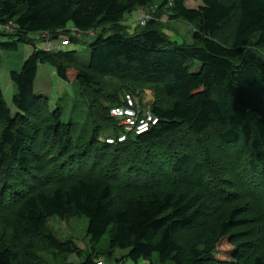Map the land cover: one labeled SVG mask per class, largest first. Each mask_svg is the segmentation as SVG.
<instances>
[{"label":"trees","instance_id":"1","mask_svg":"<svg viewBox=\"0 0 264 264\" xmlns=\"http://www.w3.org/2000/svg\"><path fill=\"white\" fill-rule=\"evenodd\" d=\"M155 1L0 0V70L3 50L16 51L20 42L34 46L22 70L10 73L17 87L15 115L0 89V217L12 218L14 238L13 244L0 246V264H49L38 254L42 243L59 254L82 256L81 262L71 264H98L94 254L84 256L76 245L45 230L47 220L54 216L86 217L93 243L100 244L107 237L110 250L104 252L112 258L115 249L127 251L124 258L132 264L142 260L154 264L155 254L161 263L264 264V209H259V219L251 225L242 201L224 205L221 210L226 212L217 218L219 230L214 233L207 217L212 208L205 195L211 191L218 200L230 194L219 182L216 169L217 146H221L225 151L227 147L241 151L237 156L246 165L243 177L252 186L247 191L253 192L244 196L264 198V110L255 103H263L264 98V0H200L198 7L187 6V0H163L160 9L172 4L171 18L195 27L192 44L177 43L166 35L154 19L156 12H151L153 19L141 26L143 30H124L127 13ZM11 22L15 24L12 31L5 30L3 26ZM45 32L59 43L65 40L60 36H65L70 44L50 51L38 47L39 38L33 35ZM81 35L90 38L85 40L90 48L85 65L79 62L77 50L69 47L82 43ZM45 63L60 79L87 87L96 88L102 77L114 75L161 83L170 103L153 105L151 111L159 121L149 131L129 133L124 142L107 143L105 137L124 131L110 115L112 106L124 102L101 110L106 122L97 124L89 114L96 105L89 101L86 125L91 119L96 123V138L75 140V128L83 126L80 121L65 122L61 109L52 111L51 121L40 118L46 101L35 91V81L39 65ZM214 127L221 130L213 131L204 143L202 136ZM104 128L105 136L99 140L97 132ZM175 133L194 137L204 158L190 164L189 154L178 152L172 176L164 183L135 184L129 177L113 181L108 171L98 170L109 152L104 157L96 155L101 162L89 160L98 145L112 150L135 142H156ZM51 135L52 145L47 141ZM170 143L169 149L175 152ZM53 147L56 156L50 155ZM72 162L71 169H66ZM55 169L67 171L55 175ZM186 170L198 185L179 182ZM201 177L207 179L202 180L207 189L199 186ZM259 184L261 194L256 192ZM242 227L251 230L239 231ZM245 235L255 237L256 245L246 250L245 258H240L243 262L216 258L217 245L224 239ZM182 238L188 239L187 245Z\"/></svg>","mask_w":264,"mask_h":264},{"label":"rangeland","instance_id":"2","mask_svg":"<svg viewBox=\"0 0 264 264\" xmlns=\"http://www.w3.org/2000/svg\"><path fill=\"white\" fill-rule=\"evenodd\" d=\"M162 2L163 0H157L153 2L149 7H141L140 9L133 10L131 13H127L123 22V28H125L124 30L132 33L134 31L138 32L144 29V27H141L138 23V18L140 16L141 10L144 9L152 13H158V15L154 17L158 24V27L161 28V30L166 35L171 37L172 40L177 43L192 44L194 42L193 33L195 29L193 24L171 18L172 4H169L160 9ZM186 4L189 7H198L201 5V1L187 0ZM226 31L228 32L227 29ZM92 32L94 34V31H91V33ZM96 32V34H98V32L100 31ZM33 36H37V38H39L38 47L41 48L48 41V39L50 40V38L48 37L49 35H47L46 33H41V35L35 34ZM60 37V40L67 39V37L65 36ZM80 37L83 41L82 43L69 47L77 50L79 62L85 65L88 62L90 54V48L85 40H88L90 38L82 35ZM1 38H3L4 41L7 40L6 36H1ZM67 41L68 40H66L65 42ZM55 43L59 44L58 41H55ZM33 47L34 46L32 44L20 42L18 50H3L1 53L2 66L0 70V89L4 94L7 104L11 108L12 115H15L18 112V109L13 103V96L17 92V87L11 80L10 73L11 71L22 70L25 60L34 50ZM142 81L144 80L137 79L135 78V76L130 75L126 77L120 75L104 76L101 78L100 86H97L96 88L87 87L79 85L77 82H67L65 80H62L58 77L55 69L50 64H40L35 81V91L39 93V95H41L46 101V106L43 107L44 110L41 113L40 118L43 119L44 117H46L51 121L52 117L50 116V114L53 110L59 108L62 111V119L65 122H73L75 124H78V122L80 121V124L83 126H78L77 128H75V132L73 133L74 139L78 140V138H82L83 142L85 140L91 141L92 136L95 135L94 130L96 128V123L94 125L91 119V124L86 125L87 118L85 114L88 111L87 104L89 101H94V104L96 105V109H94L93 105L91 106L92 110L89 109V114L91 115V117L96 118L95 120L98 121L97 124H103L104 122H106V120L100 116L101 110L103 111V109H108L116 102H121L122 100V102H124L126 94H130V92L133 93L134 95H132L137 99L139 108L144 111H151L153 105L162 104L164 106L165 104V106H167L168 103H170V100L164 94L161 83L152 85L146 82L142 83ZM83 94H87L89 98L87 99V97ZM253 100L255 101L254 98ZM255 103L259 109L264 110V98L263 103H261L260 100H256ZM46 122L47 121H45V123H43L42 125L43 129L45 128L44 124H46ZM220 130V127H214L213 130H208L202 136V140L204 141V143L208 142L209 137L214 133L213 131H215L216 133ZM105 133V128L101 129L99 133L97 132L98 139L100 140V138L104 137ZM169 136L170 135L156 142L148 144L135 142V145H121L115 147L112 150L106 149L103 144L98 145L96 150L98 152H93L91 154L92 157L89 158V160L93 161V159L95 158L97 159V161H100V157L97 158L96 155L98 154L101 157H104L106 153L109 152L108 155H110V157L106 161H104L101 166H99L98 170L108 171L109 174L112 175L111 177L113 181L121 179L120 182H123V180H126V177H129L134 178L135 184H146L156 181L164 183L165 180L169 178V176H172V164L175 160L174 155H176L178 152H185L189 154L191 159L190 164L204 158V155L202 156V148L195 144V138L191 135L185 133H175L172 134V136ZM47 141H49V144L52 145L54 142L53 136L51 135ZM170 142H173V144L175 145V152L169 149L168 144H171ZM168 151H171L173 156H171ZM51 152L52 153H50V155H57L54 147L51 149ZM240 152L241 151L239 148L235 149L233 147H227V150L225 151L221 146H217L216 163L218 164V166H216V169L218 171V176L221 179L219 182L222 183L223 187L227 188L230 194L222 196L221 198H218V200H216L217 197L211 191L207 190V193L205 194L209 196V198L207 199V203L212 208L211 210H209L210 215L208 214L207 217L209 218V220H211V228L214 233L219 230V228H217V218H220L226 212L225 209L221 210L223 209L222 207H224V205L227 206V204L242 201L241 204L247 207L246 217L251 221V225H253L254 222L257 221V219H259V215L257 213L259 212V209H264V198H252L249 200L244 196L245 194L249 195L253 192L247 191L249 187L252 186H249V184L245 182L247 180L250 183V179H245V176L243 177L246 165L241 164V161L237 156V154ZM76 158H80V156H77ZM252 158L254 161H256L255 157ZM74 162H72L71 165H67L66 169L70 170L71 166L74 165ZM66 171L67 170H63L61 172L60 170L55 169L54 173L55 175L60 172L61 174H65ZM76 173L77 172H75V174ZM94 173L99 172L94 171ZM180 177V183L187 182L185 184L192 183L194 185H198V183H196L197 181L194 177L191 176L188 170L183 171ZM203 177L199 178V186L207 185V183L205 184V181L202 182V180L205 179ZM59 178L62 179V177ZM53 184L54 185H51V187L58 185V182ZM212 187L216 188L219 186L216 184H212ZM259 187L263 189V186L259 184L256 187L257 194H261L262 192ZM202 188L207 189V186H203ZM255 207L258 209H255ZM87 226L88 219L84 216H67L64 219L54 216L47 220L45 230L51 231L60 241L67 243L71 242L72 244L76 245L78 251L83 252L84 256L86 255V253L94 254L97 259L102 260L104 264H132V261L124 258V256L128 252L121 249H115L112 258H110V256L106 252H104L110 250L107 237H105L100 244H94L87 234ZM244 230L251 229L250 227L239 228V231ZM230 234H232V231L229 232V235ZM182 239V242L187 245L188 239ZM13 242L14 238L12 218L9 219L7 217L5 219L4 217H0V246L4 243L13 244ZM255 242V237H251L248 235H245L240 239H224L217 245L215 256L220 260H228L240 263L243 260L245 253L251 251V249L256 245ZM241 251H243V253H240ZM237 253L240 254L237 255ZM38 254L42 262H47L49 264L78 263L83 259L82 256L77 255L76 253L59 254L57 251L48 248V245L46 243H42L40 249L38 250ZM240 258H242V260ZM152 262H154V264H172L159 262L157 254L154 255ZM139 264H149V262L142 260Z\"/></svg>","mask_w":264,"mask_h":264},{"label":"built area","instance_id":"3","mask_svg":"<svg viewBox=\"0 0 264 264\" xmlns=\"http://www.w3.org/2000/svg\"><path fill=\"white\" fill-rule=\"evenodd\" d=\"M153 19V15L148 10H141L140 16L138 18V23L140 26H144L148 23L149 20ZM15 24L13 22L4 25L3 28L7 31H12ZM47 35L48 33L45 32ZM50 40L42 46L46 50L50 51L53 49H60V45H66L69 42L64 40L61 44H56L55 41L48 36ZM111 116L118 122L123 128L117 137H108L106 138L107 142L115 143L116 141L123 142L127 139L129 133L142 134L149 131L154 125L159 121V118L152 111H144L139 108L137 100L133 97L132 94H126L125 102L122 105L113 106L110 109ZM98 264H104L102 260L97 262Z\"/></svg>","mask_w":264,"mask_h":264},{"label":"clouds","instance_id":"4","mask_svg":"<svg viewBox=\"0 0 264 264\" xmlns=\"http://www.w3.org/2000/svg\"><path fill=\"white\" fill-rule=\"evenodd\" d=\"M130 94H131V93H130ZM133 97H134V96H133ZM134 98H135V97H134ZM135 99H136V98H135ZM136 100H137V99H136ZM124 102H125V100H124ZM123 104H124V103H123ZM121 105H122V104H121ZM116 106H117V105H116ZM112 107H113V106H112ZM112 107H111V108H112ZM110 115H111V114H110ZM118 135H119V134H118ZM118 135H117V136H118ZM117 136H108V137H117ZM108 137H105V138H104V141L107 142L106 138H108ZM127 137H128V136H127ZM117 142H119V141H116L115 143H117ZM123 142H124V141H123ZM107 143H109V142H107Z\"/></svg>","mask_w":264,"mask_h":264}]
</instances>
